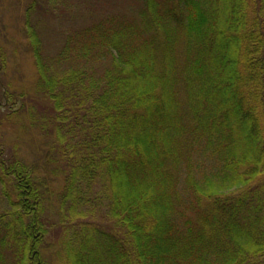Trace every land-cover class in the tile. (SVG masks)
<instances>
[{
    "label": "trees",
    "instance_id": "1",
    "mask_svg": "<svg viewBox=\"0 0 264 264\" xmlns=\"http://www.w3.org/2000/svg\"><path fill=\"white\" fill-rule=\"evenodd\" d=\"M70 2L30 1L36 79L0 76V121L49 138L0 140V264H264V0H145L50 53L33 14Z\"/></svg>",
    "mask_w": 264,
    "mask_h": 264
},
{
    "label": "rangeland",
    "instance_id": "2",
    "mask_svg": "<svg viewBox=\"0 0 264 264\" xmlns=\"http://www.w3.org/2000/svg\"><path fill=\"white\" fill-rule=\"evenodd\" d=\"M30 1L0 0V27L4 33H2L3 39H0V45H3L2 47H5L10 54L7 72L4 74L5 67H1L0 76L3 75L9 78L13 82L14 89L23 84H32L37 76L35 59L30 47H28V39L23 31V28H25V10ZM88 1L92 3V6H90ZM88 1L83 3V0H71L70 4L64 3L56 7V9L49 7L40 9L36 14H33L34 20L36 19L35 21L44 36L46 48L50 53L60 47L59 45L63 41L66 30L71 26L84 23L83 21L88 20L90 15H93L96 19L108 11L112 14H129L140 20L139 16L143 14L146 6L145 0ZM8 109L0 101V113H6L7 111L10 113L14 108ZM31 129L29 121L24 120L22 122L20 120L18 123L15 119L5 118L0 121V140L5 141L7 146L15 150L17 156L25 162L40 163L42 157L40 150L45 149L49 143V138L44 136L39 130ZM207 157L210 158L208 155ZM211 165H209L210 168ZM54 188L58 191V185ZM92 192L87 190L88 198H93ZM2 206H5L2 209H7L8 203L3 202ZM86 208V211L89 210L96 220L97 217L101 216L100 210H103L100 205L93 203L92 200L88 201Z\"/></svg>",
    "mask_w": 264,
    "mask_h": 264
}]
</instances>
